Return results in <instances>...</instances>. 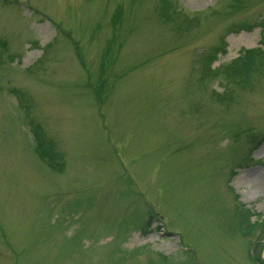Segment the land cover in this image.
Instances as JSON below:
<instances>
[{"label": "rangeland", "instance_id": "rangeland-1", "mask_svg": "<svg viewBox=\"0 0 264 264\" xmlns=\"http://www.w3.org/2000/svg\"><path fill=\"white\" fill-rule=\"evenodd\" d=\"M0 264H264V0H0Z\"/></svg>", "mask_w": 264, "mask_h": 264}, {"label": "trees", "instance_id": "trees-1", "mask_svg": "<svg viewBox=\"0 0 264 264\" xmlns=\"http://www.w3.org/2000/svg\"><path fill=\"white\" fill-rule=\"evenodd\" d=\"M251 52H252V51H247V53L249 54V56H248L249 59L251 58V56H250ZM248 63H249V62H248ZM248 63H246V64H248Z\"/></svg>", "mask_w": 264, "mask_h": 264}]
</instances>
